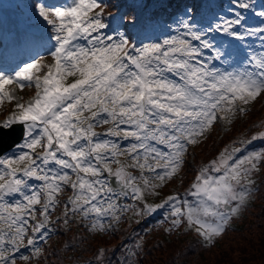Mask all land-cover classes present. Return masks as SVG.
I'll return each instance as SVG.
<instances>
[{"label": "snow or ice", "instance_id": "6c2138e0", "mask_svg": "<svg viewBox=\"0 0 264 264\" xmlns=\"http://www.w3.org/2000/svg\"><path fill=\"white\" fill-rule=\"evenodd\" d=\"M232 4L231 16L206 27L186 9L176 35L139 46L109 30L104 0L34 5L50 29L46 52L51 62L38 53L10 71L0 69V104L15 99L6 86L36 89L32 100L16 103V111L0 122V140L17 127L23 138L17 154L0 156V264H16L21 248L40 256L50 212L60 203L65 224L79 214L89 221V231L112 230L126 211L145 217L166 210V231L194 230L205 248L226 234L258 190L255 176L264 167V148L239 156L241 148H226L196 174L188 190L193 201L174 193L149 204L145 193L158 195L156 190L186 163L188 146L198 144L218 119L231 123L247 111L236 101L248 105L264 95V51L249 53L240 70L215 66L228 54L212 33L239 41L256 37L264 49V26L244 23L252 0ZM254 14L264 18V9ZM99 125L109 127L97 132ZM257 139L264 140V133L248 144ZM123 155L130 163L118 159ZM128 168H138L140 175ZM66 187L73 195L61 202L57 195ZM128 199L134 204L122 203ZM30 220L36 223L25 244ZM104 252L98 249V257Z\"/></svg>", "mask_w": 264, "mask_h": 264}, {"label": "trees", "instance_id": "16d2710c", "mask_svg": "<svg viewBox=\"0 0 264 264\" xmlns=\"http://www.w3.org/2000/svg\"><path fill=\"white\" fill-rule=\"evenodd\" d=\"M138 1L145 4L150 0ZM155 1L158 5L147 12V18L154 23L170 21L176 14L183 13L185 7L190 5L197 9L199 4V0ZM104 3L108 5V9H119L125 3V0H104ZM201 3L203 6L201 13L209 15L211 18L218 16V13L231 15V12L227 9L233 6L232 0H203ZM252 3L254 7L243 12L244 23L253 28L264 26V18L254 14L264 9V0H252ZM132 17L133 14L130 13L127 24H129ZM255 38L249 37L248 39ZM252 47H255V45ZM261 98L262 96L248 105L240 106L245 107L247 111L242 114L238 112L232 118L231 123L226 121L225 129H221L216 121L207 132V135H204L202 140H198V144H194V147H196L194 151L198 155L196 156L194 153L196 158L193 162L185 159L186 163L180 170L181 177L177 179L179 183L181 182L178 191L185 195L184 198L189 201L195 200V197L188 194L191 186L188 185V181L191 179L190 176L193 172H199L198 166L202 163L207 164L218 157L226 148L229 150L241 148L242 152L238 153V156L247 155L250 152L264 148V140L262 139H257L252 141L250 145L248 144L253 135L259 136L264 133V118L261 117L264 114V102L260 103L261 107L259 108L254 105L256 102H260ZM206 145L208 146L206 150L200 148ZM187 151H189V148ZM255 184L258 190L253 192L252 199L243 211L244 218L242 220L235 219L232 221L226 234L216 240L211 247L205 248L202 239L194 234L193 240H188L193 245L187 244L181 251H177L170 264H185L188 256H192V264H264V167L256 174ZM159 222V212L148 216L141 222L138 219L131 218L130 237L120 241L117 245L112 244L113 238L107 241L106 237L90 238L86 233H73L71 237L64 239L66 244L65 246L62 244L60 251L49 248L51 255H47L45 264H146L148 260L154 259L159 253H163L164 249L170 244V240L164 243L160 239L154 238L155 236L151 235V231H146L148 227L150 229L156 228ZM219 242L222 244L220 247H218ZM100 248L105 249V252L103 256L98 257L97 250ZM210 251L212 253H210L209 259L203 262L201 254ZM132 253H135V255H132ZM179 258H181V262L177 261ZM166 259V257H163L164 263Z\"/></svg>", "mask_w": 264, "mask_h": 264}, {"label": "rangeland", "instance_id": "374dc122", "mask_svg": "<svg viewBox=\"0 0 264 264\" xmlns=\"http://www.w3.org/2000/svg\"><path fill=\"white\" fill-rule=\"evenodd\" d=\"M15 1L20 2L19 0H0V12L2 9L4 8H8L12 14L14 15L15 18L17 19H22L23 17L27 14H30L29 10L30 8L28 7L27 1H24V4H22L20 7L21 12H19V9L17 8V6L15 5ZM133 7L134 9V18H133V29L135 30L134 32V36L130 37V40L133 41L134 43L137 44V46L141 45V44H146L147 42L145 41L146 36L145 35H153V42H160L162 41L165 37L167 36H172V35H176L177 34V29H178V24L177 21L169 26H151V24H147L145 26H141V28H138L136 26V18H138L142 13V9L140 8V5L136 2V0H127ZM66 0L62 3H65ZM43 3H46L43 2ZM60 3V4H62ZM47 5L51 6L54 5L52 3H46ZM59 5V4H58ZM222 9V8H219ZM116 10V8L114 9H108V7L105 9V13L108 16V23L110 24V29H116L119 32L124 33L125 35H127L126 31H124V27L122 25L123 22V18L122 16L125 15L126 13L121 14L120 11L122 10V7L120 9V11L114 13ZM230 10V9H227ZM138 16V17H137ZM229 15L227 14H223V13H218V16L216 15L215 17H213V19L209 20L207 23L202 24V27H206L209 23H215L218 21V19L220 17H228ZM47 26V25H46ZM49 27V26H47ZM130 29V26H128ZM240 31H242V29H239ZM212 37H214V42L217 45V47L221 48V50L225 51L228 55L227 58L221 61H215V66L218 67V64L220 65V69L222 70H228V71H233V70H240L241 68H243L246 65V57H248V54L251 53L250 52V46L254 43V40H249L248 38L244 41H239L236 40L226 34H221V33H212L211 34ZM128 36V35H127ZM129 37V36H128ZM220 41V42H218ZM256 44L261 45V41H259L258 38H256ZM226 43V44H224ZM261 51H264V49H261L260 46L257 47V53H261ZM40 55H44L47 54L46 52V48L43 49V51L41 53H39ZM37 55V54H36ZM31 56L29 58H33L35 57ZM208 55H211V53H208ZM25 56V55H23ZM43 61L45 63H50L51 62V57L46 59H43ZM224 62L225 65L221 67V63ZM229 67V68H228ZM71 79H73L72 77H69V82L71 81ZM7 90L10 91V93L15 97L14 100L10 101L11 103V108L16 111L15 109V104L16 103H28L30 100H32L34 98L35 95L30 94V93H25V91L27 90V87L24 88L23 91H21L15 84L10 85V86H6ZM33 88L36 92V89L34 87ZM30 92H32V90L30 89ZM25 96L24 100L23 97ZM7 99H5L6 101ZM264 102V95H262V98L260 99V102H256L254 105L259 108L260 103ZM238 104H240L241 102L238 101ZM3 104V103H2ZM2 104H0V112H1V108H2ZM224 112H218V116H224L225 113ZM9 115H12V112L10 113H6L5 115H3V113H0V122H3L4 119H6ZM264 118V114L261 116ZM258 119V118H257ZM259 120V119H258ZM261 122L263 121L260 120ZM217 122L219 123V127L221 129H225L226 128V120L224 119H218ZM104 129L102 132L105 131V129L107 127H109V125H101ZM98 128V127H97ZM204 150H206L208 148V146H202L200 147ZM194 152V151H193ZM196 156L198 155L197 152H195ZM195 154L193 156H189L188 161L189 162H193L196 158ZM187 159V157H186ZM205 165V163H202L200 166H198V169L200 170L203 166ZM147 171H145L144 175L149 176V178H153L152 180L150 179L151 182L153 183H159L158 181L155 180L154 175L153 174H149L146 173ZM139 174H140V170H139ZM196 172H193L191 174V179L188 181V185H191L192 182L194 181V178L196 176ZM181 177V176H179ZM178 177V178H179ZM167 182V181H166ZM165 182V185L161 186L160 188H158L156 191L158 192V195H154L151 193H145V198L149 200L150 204H155V202H161L164 198H166L168 195L174 194V193H178L179 189H180V184L176 180H172V181H168L167 183ZM181 195V193H179ZM147 202V201H146ZM148 202V203H149ZM166 211V210H165ZM164 212V210H163ZM163 212H161L163 214ZM244 218V215L242 213V215H240L238 218H236L237 220H242ZM164 219V220H163ZM163 221H162V225L159 226L158 228H154V229H148L146 230L147 232L153 231L155 233V237L156 239H160L162 242H169L168 240H170V244L164 249L163 253H159L157 255V257H155L154 259H150L146 262V264H170L171 260H173V256L176 255L177 251H181L183 248H185V246H187V244L193 245L192 243H190L189 241L193 240L194 235L193 234H186V230L185 228L181 227V228H177V229H173L171 232L166 231V229L169 227V221L165 220V218L163 217ZM158 231V232H157ZM193 231V230H192ZM130 237V233H124L122 236L118 237L117 240L123 241L125 238H129ZM189 240V241H188ZM107 241H110L107 239ZM220 245L218 247H220L222 244L221 242H219ZM216 245H218V243H216ZM210 253H212V251H210L209 253H204L201 254V258L202 261L205 262L209 259ZM163 257H166V262L164 263L163 261ZM181 258H179L177 261L181 262L180 260ZM187 262L185 264H192V256L191 257H187ZM195 264H200V263H195Z\"/></svg>", "mask_w": 264, "mask_h": 264}, {"label": "water", "instance_id": "95a60500", "mask_svg": "<svg viewBox=\"0 0 264 264\" xmlns=\"http://www.w3.org/2000/svg\"><path fill=\"white\" fill-rule=\"evenodd\" d=\"M20 135H21V133H19L18 131H16V134L14 135V136H11V137H9L7 140L5 139L6 138V136L5 137H3V141L2 140H0V155L6 150V149H8L12 144H13V142L14 141H16L17 140V138H19L20 137Z\"/></svg>", "mask_w": 264, "mask_h": 264}]
</instances>
